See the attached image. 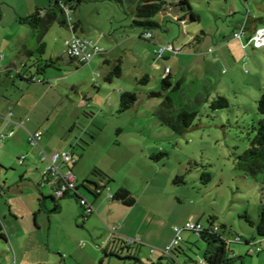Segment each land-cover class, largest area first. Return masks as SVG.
<instances>
[{"label":"rangeland","instance_id":"obj_1","mask_svg":"<svg viewBox=\"0 0 264 264\" xmlns=\"http://www.w3.org/2000/svg\"><path fill=\"white\" fill-rule=\"evenodd\" d=\"M177 1L168 0L167 9L152 18L158 26L151 28L132 23L127 0L124 6L88 0L70 9L68 16L79 21L76 34L103 50L89 62L78 64L66 55L64 41L72 35L69 28L53 22L43 36L45 47L40 51L38 30L20 21L36 9L45 10L51 0H0V99L7 100L4 108L0 101V126L11 119L10 110L13 117L18 111L24 124L30 119L44 124L43 149L55 144L76 157L87 177L98 168L112 178L108 184L111 191L127 188L135 203L128 206L132 223L125 236L135 238L139 230L142 240L148 239L150 244L139 247L141 264H147L156 245L153 240L160 232L170 230L173 236L175 225L181 236L188 233L184 223L191 214L195 218L202 215V221L215 216L217 223L226 224L231 237H255L261 247L257 254H247L248 245L231 241L227 255L233 258L239 254L243 264H264V237L258 238L254 226L242 216L255 221L264 206L261 174L246 175L235 166L236 154L249 146L253 126L260 117L257 100L264 91V46L254 47L249 39L256 28H264V0H188L197 20H190ZM146 31L150 38L144 37ZM166 43L175 49L154 53ZM117 59L121 74L108 81L105 76ZM8 63L14 64L9 70ZM164 75L169 86L161 81ZM32 77L41 83L31 82ZM123 91L133 92L136 100L127 110L119 111ZM217 95L226 97L228 106L212 110L209 104ZM165 96L171 99L170 107L161 103ZM181 109L196 110V117L191 126L177 133L163 123L162 117H175ZM17 129L13 127V137L0 139V158H6L0 162L1 173L8 187L9 177L28 165L26 160L19 165L17 158L21 154L27 159L26 152L33 148L26 133L20 142L14 141L15 135H20ZM37 150L35 163L41 173L45 163L39 160ZM37 171L34 173L39 174ZM23 182L18 180L12 188L20 189ZM107 189L102 196H108ZM80 190L93 198L86 189ZM47 200L52 207L53 200ZM56 200L77 204L71 196ZM3 208L8 209L6 205ZM68 212L65 207L53 213L50 230L46 226L44 234L49 232L48 240L53 237L49 241L52 246L60 244L62 235L70 233L73 238L88 234L82 229L85 223H70ZM49 242L45 240L43 247L34 249L23 247V254L15 242L10 257L9 248L0 243V264H12L16 252L17 260L33 262L47 257L50 263L54 257L49 253ZM203 250L193 246L179 259L183 264L189 257L207 264L201 263ZM120 253L122 257L126 254ZM85 254L88 257L81 259V264H130L109 251L108 256L90 249ZM232 264H241V259H234Z\"/></svg>","mask_w":264,"mask_h":264},{"label":"crops","instance_id":"obj_2","mask_svg":"<svg viewBox=\"0 0 264 264\" xmlns=\"http://www.w3.org/2000/svg\"><path fill=\"white\" fill-rule=\"evenodd\" d=\"M78 28L79 26L77 27V30ZM250 30L252 31L253 29L251 28ZM71 61H74V60H71ZM25 63L26 62H24L23 65H26ZM12 66H14L13 63L11 64L8 63L6 65V69L9 70V67H12ZM31 82H36V81L31 80ZM43 91L45 92V90ZM0 101L1 103H3V108H4L7 105L6 98L3 97L0 99ZM19 103H20L19 101L16 103V109L18 108V110L21 108V105H19ZM20 114L22 113L16 111L15 117H13L12 115L11 119L9 118L10 120L4 119L6 121V124L4 125L2 124L3 126H0V131L6 133L12 130L13 135L11 137H13L15 134L13 127H18L17 132L20 133L21 136L15 135L14 137L15 142H20L18 141V139L22 137L24 139L25 133H26V139L28 142L29 132H34L36 130H40L43 135L42 130H43L44 124L42 123L40 124L39 122L35 123L34 120L32 121L31 119H30V122H28V124L26 123L24 124V121L19 119ZM1 120L3 121V118H1ZM14 122H17V124ZM9 128H12V129H9ZM11 137H8V139ZM41 140H42V136H41ZM40 141L37 147H33L32 149L26 152L28 153L27 159L24 156L23 162L21 164L17 162L19 165H22L24 163V160L28 162L27 166H24L22 170H18L16 172L17 173L16 176H18V180L25 181L23 182L24 185L20 187V189L14 190L12 188V185H14L15 182H18L17 177L15 175L11 179L9 177V180H10L9 187L7 186L8 183L6 181H3L2 173H1L2 166L0 165V189L3 188L4 190V191H1L2 189L0 190V243H2L5 247L9 248V257H10V254H14L12 253V248L16 249L15 242L18 243V248L22 250V254L24 253V249H22L23 247L30 248V249H34L39 246L43 247L45 240L47 242H49L50 240H53V237L51 236H50V239L48 240L47 237L49 236L47 235H49V232L47 235L44 234L46 226H48L49 230L51 228L52 214L62 211L63 208L65 207L67 210L68 209L70 210V212H68L70 214L69 215L70 223L71 222L72 224L73 222L85 223L83 224L84 228L82 229H85L88 234H86V237H75L74 236L72 238L70 236V233H68L65 236L62 235V237L64 238H61L60 244L58 245L53 244L54 246H52L51 245L52 243L49 242L48 243L49 253L54 257L50 263H48L47 257L39 258L38 261H33V262H28V261L26 262L21 258L17 260L18 256L16 252L14 255L12 264H69L68 263L69 258H70L71 264H81L82 262L81 259L88 257V254H85V251H88L89 249L92 251H96V253L98 254H100V252L102 253L104 252L105 254L104 256H108L106 252L108 251L112 252L118 247V244L113 241L114 240L113 237H119V238H124V239L128 237L125 235L130 233L129 230H130V225L132 223L130 220L132 219L131 210L128 208V206L120 203L119 201L113 200L109 197L110 192L111 194L115 192V189L114 191H111L109 187H108V192L109 191L110 192L108 193V196L107 195L102 196L101 195V193L103 192L102 191L98 195H93L91 193L93 198H88L87 196H85L81 192L80 188L77 190L78 194L82 196L83 198H85L91 204V211L88 213L86 217H83L81 215L82 208L77 202V200L75 201L78 204V206L77 204H72L71 202H68L66 200H63L61 202L57 200H53L54 204H56L57 206V209L53 210L54 204L52 207H50L49 200H47V197L52 195V189L54 187V182L51 178L47 179L46 177H43L42 174L37 171L39 166L35 163L37 153L34 151V149L37 148L38 149L37 152H39V149H43L40 146ZM58 147L59 146L55 147V144H53L52 146L47 145L48 150L44 149V151L47 150L46 152H51L55 150H63V149H58ZM0 159H1L0 162L4 163L6 161V158L4 155H2ZM83 168L84 167H81L80 164H78L77 160L75 164L72 166V171L77 179V182H80L81 180L87 177ZM34 171H37L39 174H35ZM115 186H118V185H115ZM26 190L28 191L25 195L24 193ZM3 205H6L8 209L5 210L3 208ZM4 210L9 212V218L7 214L8 212L5 213ZM194 216L195 215L193 214L189 215L185 221L196 220L204 224L207 223V219L205 221H202L201 219L202 215L198 216L197 218H195ZM24 218H27V220H23ZM29 219L30 221H28ZM125 224H128L126 229H124ZM134 228H135L134 229L135 231L136 230L135 225H134ZM136 231L138 233H135L136 235L135 238L138 239L137 241L138 243H137V246L134 247V250L136 253L135 255L139 257V254H137L141 252V249H139V247L144 246V245L150 246V244H148V241H147L148 239L142 240V234L140 233L139 230H136ZM189 232L190 231H188V233H185L184 236H182L181 250H180V253L176 254L175 256L176 260L179 264H183L181 260L179 259V256L183 254V252H185L186 249H192L193 246L194 247L196 246L197 249L199 250L200 249L202 250L204 247L202 257H201L202 258L201 263H204L205 261H204L203 255L206 249V243L195 232L191 231L192 232L191 234ZM225 233H227L228 236L230 235L229 231ZM25 235H27L26 237H28L27 240H25ZM173 236L170 230H168L166 234L161 233V232L157 234L156 239L153 240V242L156 245L154 246L153 248L154 250L151 252V254L148 257L151 258L152 261H156L159 257H161L162 253L160 251V248L168 244L172 240ZM80 238H83L84 241H80L81 240ZM200 242H202V244ZM86 248H89V249H86ZM65 252H68L69 258L67 255L66 256L64 255ZM246 253H247V250H246ZM58 255H60L61 258H59ZM99 257L100 256H98V259ZM240 257L241 256L239 254L238 255L234 254V257L231 259L230 264H232L234 259L240 258ZM123 259H126L124 263L128 261V263L130 264H137L132 259H127V258H123ZM190 263L198 264L194 259H191L189 257L188 260H185L184 264H190ZM241 264H243L242 258H241Z\"/></svg>","mask_w":264,"mask_h":264},{"label":"trees","instance_id":"obj_3","mask_svg":"<svg viewBox=\"0 0 264 264\" xmlns=\"http://www.w3.org/2000/svg\"><path fill=\"white\" fill-rule=\"evenodd\" d=\"M84 1H88V0H51V5L48 6L45 10L36 9L28 16L20 18V21L25 22L29 24L31 27L36 28L38 30V34H37L38 47L40 51H43L45 47V44L43 42V36L53 22L57 21L59 24L69 28V20H70L72 22L71 23L72 33L76 34L77 27L79 26V21H73L72 18L68 16V11L70 9H75L77 5H79L81 2ZM101 1H111L119 6H124L126 0H101ZM127 1L130 4L129 7H130V15L132 17V23L147 28L158 26V23L152 18L157 13L165 11L168 5V0H127ZM176 5L179 7L181 11L188 12L190 20H197V15L191 11V7L188 3V0H178ZM145 33L150 34L149 37L147 38L151 37V33L149 31H146ZM67 57L70 60L76 61L78 64H84V62L81 61L79 62L74 57H70L68 55ZM120 74H121V61L120 59H117L115 64L112 66L110 72L105 76V79L110 81L113 76H119ZM167 77H168L167 75H164L161 79L162 83L165 86L170 85L169 81L167 80ZM30 79L38 82L33 77ZM178 85L179 82H177V84L173 89L178 87ZM152 95H158V93H152ZM135 100H136V95L133 92H129V91L121 92L120 101H119V111H125L128 108H130L131 105L135 102ZM161 103L165 108L170 107L171 106L170 97L165 96ZM209 106L212 110L224 108L228 106V100L226 97L222 95H217L214 99H212ZM10 112L12 117L13 115L12 110H10ZM257 112L260 115V117L257 121V124L253 126L254 134L249 140V146L243 152L236 154L235 166L239 170L243 171L246 175L256 176L257 174H261V185H262V189H264V91H262L260 97L257 100ZM195 117H196V110L181 109L178 113H176L175 117L164 116L162 117V121L163 123L169 125L175 132L181 133L186 128L191 126ZM42 150L44 151V149ZM55 151H65V150H55ZM72 156L74 158V162L72 164L60 165L59 166L60 170L70 169L72 171V166L75 164L77 160L73 154ZM90 174L91 176L84 178L80 182H77L76 179L75 187L72 190L66 191L61 197H56L53 194V189L56 185V176L55 175H46V176L42 175V176L46 177L47 179L51 178L54 182L52 195L49 196L52 200H56L58 198H62L66 196L74 197L79 203V205L82 207L81 215L83 217H86L89 212L86 211V208H84V206L80 204V201L81 199H84L85 201L87 200L82 196H80L77 190L80 187H82L86 189L88 192L92 193L93 195H98L103 191V189L108 188V184L112 180V178L107 173H105L102 170H99L98 168L92 169ZM177 178H179V176ZM208 178H209V174L206 173L205 180H207ZM110 198L119 201L120 203L126 206H132L135 203V198L133 197L131 192L125 187L117 188L115 192L112 193V196ZM87 203L91 206V204L88 201ZM56 209L57 206L56 204H54L53 210ZM242 216L245 218V220L248 222L250 226H254L257 237L263 238L264 237V206L260 207L258 211L257 219L255 221L249 219L246 214H243ZM215 219H216L215 216L210 215L207 218V223L205 224L200 221L193 220L201 224L202 226L201 229L196 231L184 229L195 232L206 243V249L204 251L203 258L204 261L207 262V264H230L232 258L228 257L227 252H228V243L231 241H240L248 245L247 254H253V253L257 254L261 250L259 244L255 243V237L245 238L239 234H236V236H232V237L230 235L228 236V234L225 233L228 232L226 224L217 223ZM187 221H185V223ZM175 236L176 234L168 244L160 248L162 256L159 257L156 261H152L151 258L148 257L147 264H179L175 256L177 253H180L181 250L180 244L182 242V236L180 234L181 236L180 240H178L177 243H174ZM113 239H114L113 241L118 244V247L114 251L109 252L111 255H115L118 258L132 259L137 264H141V260L139 259L138 256L135 255L136 253L134 250V247L137 246L138 243L137 241L130 243L127 240L128 237L125 239L119 237H113ZM167 246L168 248H166ZM124 251L126 254H124L122 257V255H120L121 254L120 252H124ZM241 258L242 257H240V259Z\"/></svg>","mask_w":264,"mask_h":264},{"label":"built area","instance_id":"obj_4","mask_svg":"<svg viewBox=\"0 0 264 264\" xmlns=\"http://www.w3.org/2000/svg\"><path fill=\"white\" fill-rule=\"evenodd\" d=\"M72 22L69 20V29L72 32ZM251 35V38L249 39V42L252 43L254 47H260L264 46V28H256ZM149 33H145L144 36L149 37ZM239 36V34H235ZM66 54L70 57H74L79 62L87 63L89 62L94 54H100L102 52V49L96 45L95 43L88 41L87 39L77 36L76 34L72 33V35L67 38L64 42ZM175 47L171 43H166L164 46H160L156 49H154V53L157 55L162 54L165 50L166 51H173ZM167 71L168 69L165 68ZM39 82V80L37 79ZM9 117H11V112L9 111ZM7 120H9L7 118ZM17 124V122H14ZM13 135V131L10 130L6 133H0V139L8 138ZM41 131L36 130L34 132H29L28 134V144L31 147H37L39 144V141L41 139ZM39 159L40 161L44 162L45 165L41 171V174L43 176L46 175H55L56 176V185L53 189V194L56 197H61L63 194L68 191L72 190L76 185V178L73 172L70 169L66 170H60L59 166L62 164H72L74 162V158L72 154L68 151H53L50 153H47L43 151L42 149H39ZM24 155H20L17 159V162L21 164L23 162ZM112 194L109 193V197H111ZM80 204L86 208V211H91V206L85 201L84 199H81ZM201 224L198 222H195L193 220H189L185 223L184 229L189 230H199L201 229ZM173 231L176 233L174 243H177L178 240H180L181 236L179 234L180 228L177 226H172ZM216 228V227H215ZM238 239V237H237ZM128 242L132 243L134 241H138L136 238H128ZM168 248V246L166 247Z\"/></svg>","mask_w":264,"mask_h":264}]
</instances>
